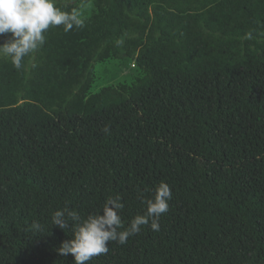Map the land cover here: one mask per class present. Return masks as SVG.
<instances>
[{
    "label": "trees",
    "instance_id": "obj_1",
    "mask_svg": "<svg viewBox=\"0 0 264 264\" xmlns=\"http://www.w3.org/2000/svg\"><path fill=\"white\" fill-rule=\"evenodd\" d=\"M91 2L21 69L0 58V264H73L51 213L118 194L127 224L161 181L160 230L87 264H264V0ZM121 53L141 78L89 94L93 64Z\"/></svg>",
    "mask_w": 264,
    "mask_h": 264
},
{
    "label": "clouds",
    "instance_id": "obj_2",
    "mask_svg": "<svg viewBox=\"0 0 264 264\" xmlns=\"http://www.w3.org/2000/svg\"><path fill=\"white\" fill-rule=\"evenodd\" d=\"M55 3L56 0H0V36H6L0 44V58L21 69L25 57L34 56L45 44V33L50 28L62 26L64 32H69L74 27H84L79 10L64 11ZM245 38H251V33ZM103 131L109 129L105 127ZM171 199L170 186L159 182L151 198L141 197L143 213L134 216L127 224L120 215L124 204L118 194L107 196L99 211L86 216L65 204L51 213L49 220L51 227L71 232V238L63 241L57 251L62 256L71 255L73 264H87L94 257L107 254L109 242L124 245L145 226L158 232L160 218L168 212ZM30 230L41 233L44 229L39 222L33 221Z\"/></svg>",
    "mask_w": 264,
    "mask_h": 264
},
{
    "label": "rangeland",
    "instance_id": "obj_3",
    "mask_svg": "<svg viewBox=\"0 0 264 264\" xmlns=\"http://www.w3.org/2000/svg\"><path fill=\"white\" fill-rule=\"evenodd\" d=\"M61 4L74 6V9L80 11L83 20H86L94 12L91 0L86 2L84 0H63ZM54 65L59 70L60 67L65 65V61L62 57H57ZM141 76L134 62L126 58L122 53L119 58L107 56L93 64L91 73L92 82L88 93H96L104 87H117L119 85L131 86Z\"/></svg>",
    "mask_w": 264,
    "mask_h": 264
}]
</instances>
